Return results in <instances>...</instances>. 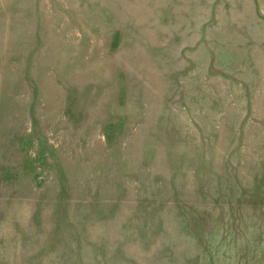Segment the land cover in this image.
I'll return each instance as SVG.
<instances>
[{
    "label": "rangeland",
    "instance_id": "1",
    "mask_svg": "<svg viewBox=\"0 0 264 264\" xmlns=\"http://www.w3.org/2000/svg\"><path fill=\"white\" fill-rule=\"evenodd\" d=\"M0 264H264V0H0Z\"/></svg>",
    "mask_w": 264,
    "mask_h": 264
}]
</instances>
